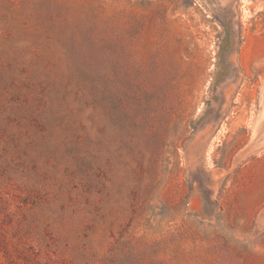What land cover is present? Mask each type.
I'll list each match as a JSON object with an SVG mask.
<instances>
[{
	"label": "rangeland",
	"instance_id": "rangeland-1",
	"mask_svg": "<svg viewBox=\"0 0 264 264\" xmlns=\"http://www.w3.org/2000/svg\"><path fill=\"white\" fill-rule=\"evenodd\" d=\"M0 264H264V0H0Z\"/></svg>",
	"mask_w": 264,
	"mask_h": 264
}]
</instances>
